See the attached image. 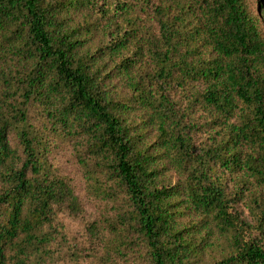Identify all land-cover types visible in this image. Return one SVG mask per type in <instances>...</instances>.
Segmentation results:
<instances>
[{
	"label": "trees",
	"instance_id": "1",
	"mask_svg": "<svg viewBox=\"0 0 264 264\" xmlns=\"http://www.w3.org/2000/svg\"><path fill=\"white\" fill-rule=\"evenodd\" d=\"M45 131L122 257L264 264V0H0V264H47L80 213Z\"/></svg>",
	"mask_w": 264,
	"mask_h": 264
},
{
	"label": "rangeland",
	"instance_id": "2",
	"mask_svg": "<svg viewBox=\"0 0 264 264\" xmlns=\"http://www.w3.org/2000/svg\"><path fill=\"white\" fill-rule=\"evenodd\" d=\"M250 3L257 5V0ZM30 112L35 127L40 126L38 109L32 108ZM43 136L47 140V160L51 168L69 182L81 209L74 217L57 214L52 224L56 239L49 248L51 257L47 264H135L136 257L140 256L137 252L122 257L107 246L110 234L102 226L104 216L112 208L94 190L77 160L75 146L50 132L45 131ZM9 143L15 145V138L9 137ZM168 177L174 179L172 171Z\"/></svg>",
	"mask_w": 264,
	"mask_h": 264
}]
</instances>
